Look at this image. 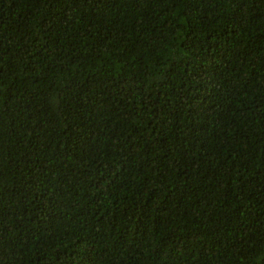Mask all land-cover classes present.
<instances>
[{
  "label": "trees",
  "instance_id": "1",
  "mask_svg": "<svg viewBox=\"0 0 264 264\" xmlns=\"http://www.w3.org/2000/svg\"><path fill=\"white\" fill-rule=\"evenodd\" d=\"M0 264H264V0H0Z\"/></svg>",
  "mask_w": 264,
  "mask_h": 264
}]
</instances>
